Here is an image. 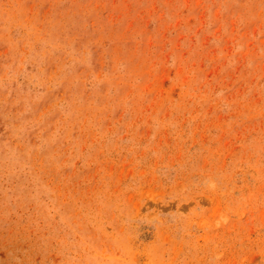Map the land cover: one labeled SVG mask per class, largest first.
Segmentation results:
<instances>
[{"label": "rangeland", "instance_id": "obj_1", "mask_svg": "<svg viewBox=\"0 0 264 264\" xmlns=\"http://www.w3.org/2000/svg\"><path fill=\"white\" fill-rule=\"evenodd\" d=\"M0 264H264V0H0Z\"/></svg>", "mask_w": 264, "mask_h": 264}]
</instances>
